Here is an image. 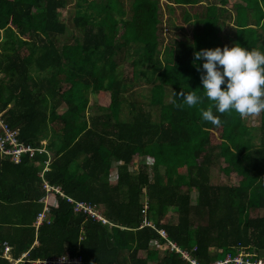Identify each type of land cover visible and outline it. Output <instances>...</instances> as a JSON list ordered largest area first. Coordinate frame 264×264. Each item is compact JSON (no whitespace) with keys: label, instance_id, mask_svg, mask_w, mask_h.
Returning <instances> with one entry per match:
<instances>
[{"label":"trees","instance_id":"16d2710c","mask_svg":"<svg viewBox=\"0 0 264 264\" xmlns=\"http://www.w3.org/2000/svg\"><path fill=\"white\" fill-rule=\"evenodd\" d=\"M236 44L264 52V0H0V113L34 149L16 163L0 152V242L12 257L189 264L167 240L200 264L218 257L209 247L264 255V113L251 126L213 109L216 127L202 119L207 99L172 103H183L173 91L203 96L205 61L198 71L194 52ZM88 93L108 101L89 107ZM136 155L151 159V173L130 171ZM219 164L235 184L210 183ZM42 180L101 205L112 225L55 194L35 228Z\"/></svg>","mask_w":264,"mask_h":264},{"label":"clouds","instance_id":"9594fccd","mask_svg":"<svg viewBox=\"0 0 264 264\" xmlns=\"http://www.w3.org/2000/svg\"><path fill=\"white\" fill-rule=\"evenodd\" d=\"M198 60L205 61L202 67L206 74L201 75L203 96L195 91L188 93L183 90L179 93L173 91L174 96H179L183 100V103L172 100L176 108L183 109L185 105L189 108L195 107L207 99L210 106L206 110L203 108L200 110L202 119L216 127H220L222 121L220 116L214 114L213 109L221 115H231L234 111L242 119L258 118L264 113V52L258 49L248 50L236 44L231 48L224 46L223 49L216 47L194 52L193 66L199 71V65L196 64ZM225 84L226 88H222ZM115 165L116 163L112 167L113 170ZM111 176L116 178L115 171L110 173L109 178ZM99 206L101 208V205ZM213 250L214 254H218L217 258L225 253L219 256L222 250L220 248Z\"/></svg>","mask_w":264,"mask_h":264},{"label":"built area","instance_id":"2783aa9c","mask_svg":"<svg viewBox=\"0 0 264 264\" xmlns=\"http://www.w3.org/2000/svg\"><path fill=\"white\" fill-rule=\"evenodd\" d=\"M16 129L11 128L5 122L4 118L0 114V152L2 155H8L10 160L18 162L21 154L28 153L31 155L34 152L33 147L28 144H23L17 140ZM38 151H42L43 148H38ZM48 161L44 162L42 170L38 173L42 175V171L46 169ZM41 188L44 192L43 196L40 197L39 201L43 203L41 210L36 213L34 220V227L36 228L41 222H48L49 216L46 215L48 205H54L56 202L55 194L65 197L66 201L71 202L72 211L77 213H83L92 219L99 221L101 224L112 225L111 222L107 221L102 214V210L99 205L89 204L85 201H74L72 198L63 195L58 186L49 185L45 180H42ZM148 224V223H144ZM157 233L165 238V232L163 229H157ZM151 243H156L152 240ZM170 249H174L180 254V256L189 262V264H200L195 258L190 256L186 251L179 249L174 243L169 240L165 244ZM194 249V247H193ZM11 247L5 241L0 242V258L5 259L9 264H84L82 258L79 255L71 256L68 253L60 255H54L47 258H29L27 252H22L17 257H12ZM243 252L239 248L231 252H225L222 257L215 258L212 261L204 264H264V255L253 256Z\"/></svg>","mask_w":264,"mask_h":264},{"label":"rangeland","instance_id":"374dc122","mask_svg":"<svg viewBox=\"0 0 264 264\" xmlns=\"http://www.w3.org/2000/svg\"><path fill=\"white\" fill-rule=\"evenodd\" d=\"M229 2H240V0H228ZM162 2V1H160ZM161 11H162V15H164L163 17L167 16L168 12L167 10L165 9L164 6L161 5ZM67 9H62L61 10V13H62V16L63 18H66L67 17ZM169 15L171 16H174L175 15H178V11L177 9L173 10ZM176 21H179V18L176 17L175 18ZM126 67L128 68V65H126ZM126 68V70H127ZM127 74H128V70H127ZM141 83V82H140ZM88 105L89 107H92L91 105H103V104H106L107 101H108V98H107V94H103V93H96V94H91V93H88ZM60 109H58L57 111H59ZM87 113H88V110H87ZM244 122L248 125H251V126H256L257 125V118H249V119H244ZM45 143V140H41L40 141V144H44ZM48 157L50 155V153H48ZM150 164H151V159L150 158H146V157H143V156H134L133 157V163L129 165L130 167V171L132 173H135L137 171V169L140 167V165H145L146 167V171L148 173H151L150 171ZM112 165H114V163H112ZM223 165V163H221V166ZM220 164H219V168H212L210 170V183L211 184H235L237 182V177L235 176V174L231 173V174H225L224 172L221 171V167ZM115 179L113 176H111L109 178V181L110 182H115ZM195 195V192L192 191L191 192V197L193 199V196ZM145 207V206H144ZM173 211V208L172 207H169L168 208V219L170 220H173L174 217H175V214ZM260 214H264V210H260L259 211ZM153 246H158V247H162V246H159V245H156V243H151ZM215 249L214 247H209V252L210 253H214V250ZM224 252L223 251H220L219 253V256H221V254H223ZM140 255L142 256L143 255V252H140Z\"/></svg>","mask_w":264,"mask_h":264}]
</instances>
